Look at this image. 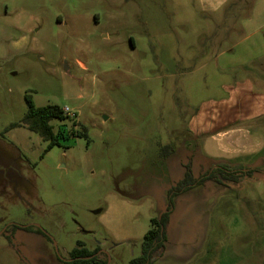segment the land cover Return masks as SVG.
<instances>
[{
    "label": "rangeland",
    "instance_id": "1",
    "mask_svg": "<svg viewBox=\"0 0 264 264\" xmlns=\"http://www.w3.org/2000/svg\"><path fill=\"white\" fill-rule=\"evenodd\" d=\"M262 76L264 0H0V264H64L78 241L129 264L188 162L196 178L224 164L204 155L193 114ZM27 95L68 107L55 132L85 127L89 144L47 151L9 129ZM228 166L255 171L175 198L157 264H264V156Z\"/></svg>",
    "mask_w": 264,
    "mask_h": 264
},
{
    "label": "trees",
    "instance_id": "2",
    "mask_svg": "<svg viewBox=\"0 0 264 264\" xmlns=\"http://www.w3.org/2000/svg\"><path fill=\"white\" fill-rule=\"evenodd\" d=\"M28 110L21 123L13 124L9 129L25 127L31 133L38 135L43 141L48 142L47 151L59 145L61 140L70 138H85L90 142L87 129L83 132L70 129L67 135L62 131L55 132L52 125L53 120L64 122L68 119L64 108L56 105L37 107L30 95L26 96ZM8 129V130H9ZM173 151V146L166 145L161 148V155L168 157ZM191 162V161H190ZM185 166L184 177L169 190V204L165 211L159 216L151 219V227L143 238L141 244V254L129 261V264H155L163 257L166 251L167 229L171 221L175 198L187 193L188 191L202 186L207 182H214L224 187L238 186L245 178H251L255 169L237 166L231 168L226 164H217L206 171L200 177H194L191 163ZM12 242V238L9 237ZM101 248L89 249L85 243L78 241L75 248L70 252V258L63 261L64 264H109L107 259L100 257Z\"/></svg>",
    "mask_w": 264,
    "mask_h": 264
},
{
    "label": "crops",
    "instance_id": "3",
    "mask_svg": "<svg viewBox=\"0 0 264 264\" xmlns=\"http://www.w3.org/2000/svg\"><path fill=\"white\" fill-rule=\"evenodd\" d=\"M226 90L225 98L209 101L197 109L189 130L202 141L204 155L226 165L234 160L264 156V138L258 137L264 135V76L236 82ZM252 136L256 138L250 139ZM211 142L218 144L217 155L211 153ZM260 181H264V171Z\"/></svg>",
    "mask_w": 264,
    "mask_h": 264
},
{
    "label": "built area",
    "instance_id": "4",
    "mask_svg": "<svg viewBox=\"0 0 264 264\" xmlns=\"http://www.w3.org/2000/svg\"><path fill=\"white\" fill-rule=\"evenodd\" d=\"M64 111H65V114H66L67 117H69V118H74L75 117V114L72 111H70V109L68 107H66L64 109Z\"/></svg>",
    "mask_w": 264,
    "mask_h": 264
},
{
    "label": "flooded vegetation",
    "instance_id": "5",
    "mask_svg": "<svg viewBox=\"0 0 264 264\" xmlns=\"http://www.w3.org/2000/svg\"><path fill=\"white\" fill-rule=\"evenodd\" d=\"M9 237H11V236H9ZM101 253V252H100ZM67 261V260H66Z\"/></svg>",
    "mask_w": 264,
    "mask_h": 264
}]
</instances>
